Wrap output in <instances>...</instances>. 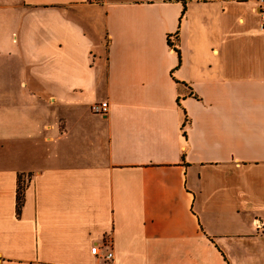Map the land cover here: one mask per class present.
<instances>
[{
    "label": "crops",
    "instance_id": "obj_1",
    "mask_svg": "<svg viewBox=\"0 0 264 264\" xmlns=\"http://www.w3.org/2000/svg\"><path fill=\"white\" fill-rule=\"evenodd\" d=\"M260 1L0 0V264H264Z\"/></svg>",
    "mask_w": 264,
    "mask_h": 264
},
{
    "label": "built area",
    "instance_id": "obj_2",
    "mask_svg": "<svg viewBox=\"0 0 264 264\" xmlns=\"http://www.w3.org/2000/svg\"><path fill=\"white\" fill-rule=\"evenodd\" d=\"M89 2L92 3H100L101 0H88ZM260 8L261 10L264 12V0L260 1ZM261 29H264V23L261 24ZM90 111L94 114H98V115H104L107 113L108 111V104L106 101H102V102H96L90 105ZM257 234L260 236H264V223L261 221H256V225H255ZM91 254L93 255H97L98 254V247L93 246L91 248ZM112 257L111 253H107L105 258L109 259Z\"/></svg>",
    "mask_w": 264,
    "mask_h": 264
},
{
    "label": "trees",
    "instance_id": "obj_3",
    "mask_svg": "<svg viewBox=\"0 0 264 264\" xmlns=\"http://www.w3.org/2000/svg\"><path fill=\"white\" fill-rule=\"evenodd\" d=\"M170 2H180L182 5V14H184L186 10V3L187 0H168ZM174 40L177 39V34L173 36ZM168 45L171 49H173L174 52L178 53V50L175 46V41L174 43L170 41V37H168ZM26 188V183L25 180H23L20 176L17 179V190H16V212L17 215L20 213L21 207L23 205V196H24V191Z\"/></svg>",
    "mask_w": 264,
    "mask_h": 264
}]
</instances>
